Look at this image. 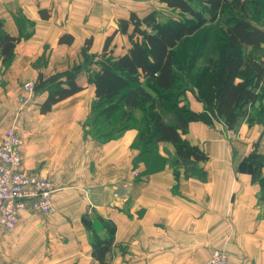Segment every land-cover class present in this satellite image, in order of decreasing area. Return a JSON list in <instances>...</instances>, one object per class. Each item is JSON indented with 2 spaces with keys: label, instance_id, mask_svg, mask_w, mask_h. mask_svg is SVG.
<instances>
[{
  "label": "crops",
  "instance_id": "1",
  "mask_svg": "<svg viewBox=\"0 0 264 264\" xmlns=\"http://www.w3.org/2000/svg\"><path fill=\"white\" fill-rule=\"evenodd\" d=\"M134 2L0 0L1 29L19 37L6 63L0 56V135L14 125L23 169L55 187L51 213L20 211L0 234V264H100L95 236L111 239L103 264H206L215 248L230 264H264V119L256 114L263 109L252 111L256 103L250 120L240 118L233 129L222 121L188 123L181 138L206 159L180 158L168 141L144 146L139 122L112 136L96 130L114 116L93 114L89 75L118 19L143 10ZM87 38L94 57L84 61ZM128 46L116 31L112 54ZM67 73L81 89L40 111L50 86L65 84ZM26 81L34 90L17 111ZM187 104L202 110L196 98ZM137 112L143 122L138 108L122 119Z\"/></svg>",
  "mask_w": 264,
  "mask_h": 264
},
{
  "label": "trees",
  "instance_id": "2",
  "mask_svg": "<svg viewBox=\"0 0 264 264\" xmlns=\"http://www.w3.org/2000/svg\"><path fill=\"white\" fill-rule=\"evenodd\" d=\"M161 1L182 14H189L192 19L161 22L154 10L143 16L131 11L127 18H119L116 30L106 37L96 59L99 69L89 75L96 97L92 112L109 119L123 104L128 110H121V117L138 108L144 113L143 131L139 132L144 146L168 141L180 158L206 159L197 145L181 138V133L186 132L190 121L206 124L222 121L227 129H233L240 118L250 120V107L264 99V59L253 55L248 48L259 49L264 45V28L250 21L245 0H200L203 10L195 9L191 0ZM229 6L234 11L224 19V37L216 47L215 56L208 58L191 80L203 106L201 111H193L178 99L176 47L206 22L214 21ZM116 31L127 35L129 46L114 56L109 45ZM71 39V36L59 37V41L70 42ZM18 41V36L2 30L0 24L3 63L11 58ZM90 44L91 38H87L81 49L84 61L94 57L87 53ZM65 77V84L58 81L50 86L40 111L49 110L53 103L81 89L74 81V73H67ZM165 110L172 114V122L162 114ZM260 182L264 197V177ZM110 242L108 238L93 237L92 255L100 264L104 262Z\"/></svg>",
  "mask_w": 264,
  "mask_h": 264
},
{
  "label": "rangeland",
  "instance_id": "3",
  "mask_svg": "<svg viewBox=\"0 0 264 264\" xmlns=\"http://www.w3.org/2000/svg\"><path fill=\"white\" fill-rule=\"evenodd\" d=\"M136 5H140L143 9L138 11L139 16H143L150 10L155 11L157 20L163 22L170 19H192L189 14H182L178 9H172L166 5V3L161 0H134ZM200 0H191L190 3L195 9L203 10V4ZM246 12L250 21L262 28H264V0H245ZM234 11V9L229 6L227 9L223 10L219 17L214 21H208L198 30H196L187 39L180 42L177 47L176 55V65L175 72L179 78V88L176 90L179 95L180 103L188 102V98L198 99L196 97V88L191 82L193 75L196 74L199 68H202L208 58L215 56L216 47L221 43L224 37V19L227 17L228 13ZM248 50L257 57H264V45L259 49H253L251 47ZM100 56V55H99ZM264 99H260L256 102V107H252V111L257 108L263 109L257 112V119H264V108L262 106ZM203 108V106H202ZM167 121H171L173 116L168 111H163ZM142 113L137 112L132 114L129 120H124L121 117L120 112L115 114L110 120L105 122L99 121L96 130L106 131L108 135H114L116 132L125 128L126 125H136L138 122L140 134L143 131V125L141 117ZM141 122V123H140ZM99 131V130H98ZM141 140V139H140Z\"/></svg>",
  "mask_w": 264,
  "mask_h": 264
},
{
  "label": "built area",
  "instance_id": "4",
  "mask_svg": "<svg viewBox=\"0 0 264 264\" xmlns=\"http://www.w3.org/2000/svg\"><path fill=\"white\" fill-rule=\"evenodd\" d=\"M34 84L26 81L18 96L17 111L30 99ZM22 137L14 125L6 127L0 135V234L14 225L20 211H53L52 194L55 187L51 180L38 173L23 169L21 154ZM206 264H230L226 253L213 249Z\"/></svg>",
  "mask_w": 264,
  "mask_h": 264
}]
</instances>
